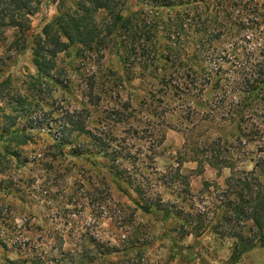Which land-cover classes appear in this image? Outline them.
I'll list each match as a JSON object with an SVG mask.
<instances>
[{
  "label": "trees",
  "instance_id": "1",
  "mask_svg": "<svg viewBox=\"0 0 264 264\" xmlns=\"http://www.w3.org/2000/svg\"><path fill=\"white\" fill-rule=\"evenodd\" d=\"M48 1L0 0V45L7 30L26 31L28 18ZM58 2L57 14L32 47L40 75L57 83L51 72L60 52L78 47L104 53L109 42L120 45L118 38L129 33L123 71L113 72L120 82L132 79V99L99 109L93 100L100 94L90 86L85 105L56 111L60 137L39 144L40 131L20 127L19 119L30 118L41 99L19 94L5 100L9 78L0 73V102L6 106L0 114V175L6 178L0 183L11 189L18 180L22 198L38 194L41 186L48 201L60 183L71 195L77 184L104 215L84 221L65 214L55 226L45 228L46 220L44 228L20 231L18 258H6L7 264H156L145 255L154 235L151 241L142 236L133 217L137 209L160 223L176 250L182 238L205 232L232 241L231 264L264 248V0H132V11L127 0H72L67 11L65 0ZM101 10L110 22L98 23L94 15ZM13 46L6 50L18 51ZM2 63L0 55V71ZM131 107L132 122L126 114ZM124 124L132 129L131 143L118 132ZM142 124L145 135L138 136ZM167 128L184 133L172 173L155 167ZM187 161L196 163V173L207 165L218 176L223 169L229 175L222 183L204 181L194 194L180 171ZM13 163L32 164L39 175H19ZM40 176L43 182L34 185ZM67 178L73 180L69 185ZM112 185L133 193L131 212L114 200ZM104 219L111 232L100 229ZM7 238L0 236V244Z\"/></svg>",
  "mask_w": 264,
  "mask_h": 264
},
{
  "label": "rangeland",
  "instance_id": "2",
  "mask_svg": "<svg viewBox=\"0 0 264 264\" xmlns=\"http://www.w3.org/2000/svg\"><path fill=\"white\" fill-rule=\"evenodd\" d=\"M58 1H48L37 13L29 17L26 31L7 30L6 40H4V44L0 45V55L3 58L0 73H3V78H9L8 83H6V91L10 95L5 97V100L11 95L18 96L19 94L27 97L28 100L41 99V105L36 106V109L31 112L30 118L19 119L20 127L33 125L35 127L33 133L40 131V138L37 140L39 144H42L41 142L45 139H58L60 137V133L57 132L56 111L66 108L74 109L85 105L88 101L86 95L90 86H94L100 94L98 99L93 100L99 105V109L105 108L106 105L119 107L128 98L132 99V79L120 82L113 72L115 70L123 71L124 67L120 59L124 57L131 45L132 37L129 33L126 37L118 38V40L122 39L120 45L114 40L109 42L110 49L104 53L81 50L78 47H70L60 52L55 58V68L51 72L52 79H57V83L40 75L32 61V47L35 45V37L41 33L43 25L57 14ZM71 2L72 0H65L63 3L66 11L72 9ZM126 6H130L132 11V0H127ZM94 17L99 24L110 22V15L104 10L95 14ZM113 43L116 45L112 46ZM8 45L17 46L18 51L8 52L6 50ZM130 69L129 75H132V66ZM118 89L120 90L119 93H117ZM2 107L3 109L6 107L4 102H0V114ZM4 111L8 112L6 108ZM127 113L130 114V121L132 122V107L126 111ZM128 124L120 125L118 132L122 131V135L131 143L132 129ZM146 127V124L139 127L138 136L145 135L142 131ZM194 138L197 140L198 135H195ZM183 142L184 133L182 130L177 128L164 130V141L158 151L155 164L158 171L174 172V168L171 169V167L176 166L177 153ZM32 148L33 146L30 144L24 147L27 151L32 150ZM15 166L18 164L13 163V167ZM245 166L249 167V164ZM195 169L196 163L193 161L184 162L180 168L181 173L187 175L189 190L194 194L201 190L204 181L222 183L223 179L229 175V170L223 169L218 176L216 170L207 165L200 173H196ZM16 171L19 175L21 171L25 172L31 178L33 174H38V170L32 164L23 168L18 166ZM2 178L6 177L0 175V180ZM43 179L44 176H40L34 185L39 186ZM72 181L71 178H67V184ZM14 182L18 183V180ZM17 183L16 185H18ZM16 185L9 189L7 182L2 181L0 183V236L6 237L7 235L8 237L7 243L0 244V264H7L6 258H18L16 250L18 239L16 238H24V234L20 231L30 233L29 231L35 230L37 227L44 228L42 223L46 220L48 225L45 228L55 226V221L59 223V217L65 214L81 216L84 221H89L90 217L95 215L100 216V218L104 216L95 210L94 200H89L83 196V189L77 184H74V189L77 191L76 195H71L72 191L64 190V185L60 183V186L54 188V196L51 201L40 195L41 188L43 189L41 186L36 189L38 194L35 193L22 198ZM111 193L114 200L130 207L126 209L127 213L135 207L132 202L133 193L130 196L125 195L114 185L111 187ZM75 199H77L76 202H74ZM133 217L134 222L140 223L139 229L142 236L144 235V239L151 241V235H154V240L147 246L145 254L150 263L231 264L229 256L232 241L230 239L217 237L211 232H205L198 237L189 235L179 241L178 244L181 246L176 250L172 246L170 238L162 235V226L153 216L144 214L140 209H137L134 211ZM27 218H30L31 221L26 222ZM62 222L63 219L61 224ZM58 223L56 224L57 228L63 227ZM170 225L168 222L165 224L168 228ZM100 227L101 230L108 233L111 228L109 220H102ZM234 264H264V248L255 247L249 250Z\"/></svg>",
  "mask_w": 264,
  "mask_h": 264
}]
</instances>
